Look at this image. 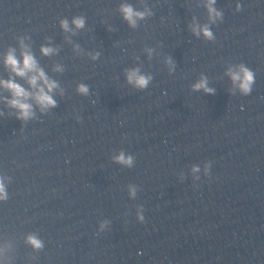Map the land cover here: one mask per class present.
<instances>
[{"label": "clouds", "instance_id": "1", "mask_svg": "<svg viewBox=\"0 0 264 264\" xmlns=\"http://www.w3.org/2000/svg\"><path fill=\"white\" fill-rule=\"evenodd\" d=\"M217 0H203V7L207 12V22L199 23L195 16L192 17L191 23L188 25L189 31L197 39L203 38L205 41L213 42L216 37L211 30V25L222 23L224 19L223 11L219 10L215 5ZM119 13L122 19L127 23L129 28L135 30L139 27V22L153 16L152 10L144 6L142 10H138L130 3H121L118 6ZM242 6L240 3L236 4L235 11L240 12ZM60 29L67 34L76 35L79 30L85 28L86 18L84 15L73 16L71 22L68 18H61L58 21ZM113 31L111 27L108 29ZM17 46H9L3 54L2 64L5 71L8 73L7 78H0V90L7 93L5 96H0V101L10 109L13 110L15 118L22 122H27L32 119H36V110L38 109L41 114L48 113L51 109L58 106L57 100L54 98V94L64 95V89L60 87V84L51 79L44 69L40 66L33 50L29 35H21L15 37ZM49 44H43L40 46V53L45 57H51L59 52V46L53 47L50 44V37H46ZM65 40L71 43L69 36H65ZM73 50L79 55L82 53V49L79 44L73 45ZM144 51L148 55V59L151 60L153 52L152 47H145ZM87 56L91 61H97L101 57V52L92 51L88 52ZM139 57H137V60ZM164 63L167 65L168 74L172 76L176 72V63L171 56L164 58ZM54 72H63L64 68L60 64L53 66ZM224 75L228 77L231 82V87L228 89L229 94L235 96L239 93L241 96H248L252 93L253 87L256 82L255 72L246 66L245 63L229 64L224 72ZM125 81L128 85L137 91L146 90L152 83L154 77L151 73H146L141 70V66L130 67L124 69ZM19 78V80L17 79ZM18 81H23L20 83ZM27 85V86H25ZM192 92L202 91L206 95H215L216 89L209 87V78L204 73L199 75V78L191 84ZM76 93L80 96H89L90 87L85 83H78L75 89ZM4 115L0 111V116ZM77 123L82 122V118L79 115L75 117ZM113 163L119 164L124 168H133L135 166V157L126 153L124 150H119L116 154L111 156ZM211 161H206L203 165V174L205 177L210 176ZM193 180L199 181L201 167L198 164H194L190 169ZM180 179H184V174H180ZM11 178L0 175V201H7L9 194L7 191V184ZM128 196L130 199H135L139 187L135 184L127 185ZM143 205H137L136 220L139 223L145 221L143 215ZM109 220H102L99 223V232H103L109 225ZM25 244L30 246L33 251H42L45 247L44 241L39 238L36 233H29L24 238ZM12 250L10 243L0 245V264H11V258L7 255Z\"/></svg>", "mask_w": 264, "mask_h": 264}]
</instances>
